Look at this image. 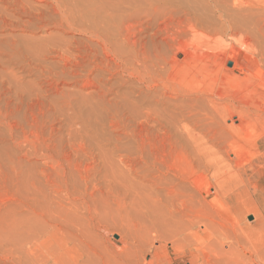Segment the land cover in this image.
Masks as SVG:
<instances>
[{
    "label": "rangeland",
    "instance_id": "374dc122",
    "mask_svg": "<svg viewBox=\"0 0 264 264\" xmlns=\"http://www.w3.org/2000/svg\"><path fill=\"white\" fill-rule=\"evenodd\" d=\"M63 1L0 15V264H264V0Z\"/></svg>",
    "mask_w": 264,
    "mask_h": 264
},
{
    "label": "bare ground",
    "instance_id": "6f19581e",
    "mask_svg": "<svg viewBox=\"0 0 264 264\" xmlns=\"http://www.w3.org/2000/svg\"><path fill=\"white\" fill-rule=\"evenodd\" d=\"M12 1V2H11ZM19 1V3L16 5V2H18ZM29 1V0H28ZM27 0H17V1H15V0H4L3 2H1L3 5H5V3L7 4L8 3V5L10 4V5H13V3L15 2V7H17L15 10L14 9H12L10 6L8 7H5V8H1L2 10L3 9H12L10 12H11V14L13 13V10H14V14H10V16H9V14H6L5 12H1V9H0V15L2 16L1 18H3L4 19V21H6L4 24H6L7 25V21L8 22H10V25H8V26H11V28H12V26L14 25V24H18L20 27H21V23H24L23 21L24 20H22L23 18H25V16L27 15L28 17H30V16H34V18H37V20H41V18H43V17H45V14L46 13H48V12H45V14L44 13H40L39 12V14H44V16L43 17H41V15L39 16V14H36V13H38L34 8H32V7H30L29 6V4H27V2H28ZM37 1H39V2H42V3H45V7H43V8H41V9H51L50 8V6H52V11H51V13L53 12V13H55V12H57V15L59 14L64 20H66L67 18V16H68V13L66 12V17H65V15H64V9L63 8H61L62 7V5H61V3H62V1L63 0H37ZM72 0H70L69 2H71ZM75 1L76 0H73L72 2H74L75 3ZM99 1H101V0H99ZM11 2V3H10ZM66 2V1H65ZM106 2V1H105ZM110 2V1H109ZM207 2H209L208 0H207ZM212 3H213V0L211 1ZM210 2V4H212ZM221 2V1H220ZM63 3H64V1H63ZM62 3V4H63ZM68 3V2H67ZM74 3H72V4H69V6L70 5H72V7H77V5L76 6H73V4ZM214 3H215V9H213L212 11H214L215 12V15H218V17H217V19H219L222 23H225V26H226V24H233V22L236 20V19H238V16L236 15L235 16V18L232 16L233 14L231 13V14H229L228 16L226 15V13H227V10H226V13H225V7H222L220 4H218V2H215L214 1ZM68 4H64V5H68ZM76 4V3H75ZM74 4V5H75ZM99 4H100V2H99ZM1 5V4H0ZM214 5V4H213ZM213 5H212V7H213ZM2 6V5H1ZM0 6V7H1ZM14 6V5H13ZM12 6V7H13ZM101 6V5H100ZM15 7H13V8H15ZM66 7V6H65ZM71 8V7H70ZM94 8V7H93ZM102 8V7H101ZM188 8H191V7H187V9H181V12H182V14L184 15V20H185V22L187 23V30H188V32L190 33V35L192 36H194L195 34L196 35H198L199 33H197V31H198V29H199V24H201V22L203 21V20H205V19H207V18H205V19H203V17L202 16H205V15H200V10H198V9H195V8H191V9H188ZM197 8V7H196ZM224 8V9H223ZM63 9V10H62ZM66 9H67V7H66ZM74 9V8H73ZM72 9V10H73ZM78 9V8H77ZM67 10H71V9H69V7H68V9ZM90 10V9H89ZM96 10V9H95ZM109 10H111V9H109ZM115 10V9H114ZM114 10H113V12H114ZM118 11H122V10H119V9H117ZM126 9H124V11H125ZM249 10V12H251L250 11V9H248ZM255 10V9H254ZM41 11H43V10H41ZM47 11V10H46ZM75 11V10H74ZM91 11V10H90ZM102 11V10H101ZM100 11V12H101ZM103 11H104V9H103ZM116 11V10H115ZM165 11H169V9H166ZM171 11H172V9H171ZM178 11H180V10H178ZM211 11V10H210ZM236 11V10H235ZM7 12H9V11H7ZM69 12V11H68ZM72 12V11H71ZM77 12V11H76ZM112 12V11H111ZM254 12V11H253ZM253 12H251L252 14H253ZM264 12V11H263ZM70 13V12H69ZM102 13V12H101ZM106 13V12H105ZM123 13H125V12H123ZM172 13V12H171ZM170 12H169V14H171ZM210 13V12H209ZM228 13H230V12H228ZM237 13V12H236ZM241 13V12H240ZM245 13V12H244ZM36 16H35V15ZM71 14V13H70ZM72 14H74V13H72ZM90 14V13H89ZM115 14V13H114ZM204 14V13H203ZM48 15H50V14H48ZM77 15V14H76ZM182 15V16H183ZM208 15V14H207ZM239 15V14H238ZM253 15H255V14H253ZM74 16V15H73ZM89 16V15H88ZM109 16V15H108ZM113 16V15H112ZM8 17H9V20H8ZM48 17V16H47ZM49 17H52V14H51V16H49ZM48 17V19H51V18H49ZM59 17V16H58ZM69 17V16H68ZM111 17V16H110ZM186 17V18H185ZM207 17V16H206ZM242 17H243V15H242ZM62 18L60 19V17H59V19H60V21L62 20ZM66 18V19H65ZM71 18V17H70ZM70 18H69V20H70ZM73 18H75V17H73ZM72 18V19H73ZM77 18V17H76ZM75 18V19H76ZM107 18V17H106ZM113 18V17H112ZM212 18V17H211ZM214 18H215V16H214ZM241 18V17H240ZM3 19H1V20H3ZM31 19H33V18H31ZM44 19V18H43ZM47 19V18H46ZM45 19V20H46ZM59 19H56V20H58V23H59ZM111 19V18H110ZM114 19V18H113ZM201 19V20H200ZM209 19H210V17H209ZM35 20V19H34ZM33 20V21H34ZM52 20V19H51ZM63 20V21H64ZM68 20V19H67ZM108 20H109V18H108ZM213 20V22H214V19H212ZM218 20V21H219ZM250 20V19H249ZM36 21V20H35ZM72 21V20H71ZM96 21V20H95ZM110 21V20H109ZM113 21V20H112ZM115 21V20H114ZM113 21V22H114ZM206 21V20H205ZM204 21V23L206 24V22ZM211 21V20H210ZM43 22V21H42ZM74 22V21H73ZM75 22H76V20H75ZM212 21H211V23H213ZM215 22H216V24H217V21H216V19H215ZM0 23H1V21H0ZM40 23V22H39ZM38 23V24H39ZM108 23V21L106 22V24ZM111 23V22H110ZM109 23V24H110ZM115 23V22H114ZM113 23V24H114ZM203 23V22H202ZM204 23H203V25H204ZM219 24H220V22H218ZM236 23V22H235ZM249 23V22H248ZM259 23V22H258ZM27 24V21H26V23H25V25ZM29 24H32L33 25V23L30 21V22H28V25ZM37 24V23H36ZM35 24V25H36ZM62 24V23H61ZM65 24V23H64ZM67 24H69V23H67ZM76 24V23H75ZM3 25V24H2ZM71 25H73V24H71ZM209 25H210V27H212L213 26V24H210L209 23ZM209 25H206V26H209ZM221 25V24H220ZM234 25V24H233ZM22 26H24V25H22ZM48 25H46V27H47ZM63 26L64 25H62V28H63ZM68 26V25H67ZM259 26V25H258ZM4 27H6V26H4ZM19 27V28H20ZM35 27V26H34ZM37 27V26H36ZM43 27H45V26H43ZM61 27V26H60ZM60 27H58V28H60ZM66 27V26H65ZM109 27V26H108ZM111 27V26H110ZM217 27V26H216ZM222 27V26H221ZM250 27V26H249ZM262 27V26H261ZM264 27V26H263ZM11 28H8V29H11ZM23 28V27H22ZM24 28H26L25 26H24ZM30 29H31V27H29ZM37 28H39V27H37ZM40 28H41V26H40ZM39 28V29H40ZM69 28H70V26H69ZM73 28V27H72ZM72 28H70V29H72ZM105 28V27H104ZM208 28V27H207ZM223 28H225V27H223ZM253 28V27H252ZM252 28H250V29H252ZM28 29V28H27ZM33 29V28H32ZM65 29V28H64ZM75 29V28H74ZM111 29V28H110ZM210 29V28H209ZM228 30H229V28H227ZM232 29H233V26H232ZM240 29V28H239ZM259 29V28H258ZM261 29V28H260ZM16 30V29H15ZM38 30V29H37ZM44 30V29H43ZM47 30H48V28H47ZM63 30V29H62ZM73 30V29H72ZM93 30H94V28H93ZM99 30V29H98ZM97 29H95V31H97L96 33H94V37H96L97 38V40H99V42H103V46H106V47H108V45H107V42H106V40L107 39H105L104 37H103V35H104V33H103V35L101 34V33H99V31H98ZM206 31H207V29H205ZM217 30V29H216ZM224 30V29H223ZM25 31H26V29H25ZM28 31V30H27ZM65 31H67V30H65ZM109 31V30H108ZM201 31V28H200V30L198 31V32H200ZM221 31V30H220ZM242 31V30H241ZM264 31V30H263ZM203 32V31H202ZM211 32V34H213L212 33V30L211 31H209L208 33H210ZM257 32V31H256ZM105 33H109V32H105ZM201 33V32H200ZM237 33V32H236ZM246 33V32H245ZM249 34V33H248ZM92 35H93V33H92ZM195 35V36H196ZM216 35V34H215ZM218 35V34H217ZM221 35V34H220ZM247 35V34H246ZM236 36V35H235ZM243 37V36H242ZM194 38V37H193ZM253 41V40H252ZM248 45V44H247ZM255 45V44H254ZM251 47V46H250ZM262 48V47H261ZM260 50V49H259ZM118 53V52H117ZM194 56H196L195 54H193ZM192 55V56H193ZM224 55V54H223ZM193 56V57H194ZM212 57V56H211ZM223 57V56H222ZM235 57V56H234ZM260 57V56H259ZM200 58H202V57H200ZM231 58V57H230ZM198 59L199 58H197V61H198ZM236 59V58H235ZM201 60L202 59H200L199 61L201 62ZM214 60V59H213ZM237 60V59H236ZM198 61V62H199ZM204 62H206L205 60H203ZM202 61V62H203ZM226 61V60H225ZM259 61V60H258ZM264 61V60H263ZM199 62V63H200ZM201 65H203V64H200V66ZM215 66V65H214ZM223 68V67H222ZM92 70V69H91ZM223 70V69H222ZM221 72V71H220ZM258 72V71H257ZM213 73H216V72H213ZM219 74V73H218ZM222 74V76H223V73H220L219 75H221ZM258 74V73H257ZM217 75V74H216ZM214 78V77H213ZM240 80V79H239ZM238 80V81H239ZM243 80V79H242ZM245 81V80H244ZM222 84V83H221ZM158 168H160V167H158ZM161 169V168H160ZM157 171H158V169H157ZM161 173V172H160ZM159 173V176H158V178H159V180H158V178H157V180H158V197H159V204L160 205H162V184H163V181L165 180V178H168L169 176L168 175H166L165 174V172H163V174L161 173L160 174ZM184 195H186L185 193H183ZM181 198H183V200L182 201H180V203H183V204H185V202H187L188 201V199H187V197L186 196H181ZM189 225V224H188ZM187 225V226H188ZM192 226H194L193 224H192ZM191 225H189V227H192ZM188 227V228H189ZM160 234V233H159ZM160 236V235H159ZM161 237V236H160ZM159 237V238H160ZM163 237V236H162ZM161 240H163L162 238H161Z\"/></svg>",
    "mask_w": 264,
    "mask_h": 264
},
{
    "label": "water",
    "instance_id": "95a60500",
    "mask_svg": "<svg viewBox=\"0 0 264 264\" xmlns=\"http://www.w3.org/2000/svg\"><path fill=\"white\" fill-rule=\"evenodd\" d=\"M249 220H251V221H252V220H253V217H250V218H249Z\"/></svg>",
    "mask_w": 264,
    "mask_h": 264
}]
</instances>
